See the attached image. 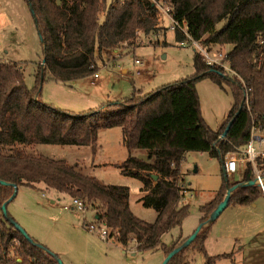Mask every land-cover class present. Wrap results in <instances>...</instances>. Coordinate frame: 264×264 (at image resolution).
<instances>
[{"label": "trees", "instance_id": "obj_1", "mask_svg": "<svg viewBox=\"0 0 264 264\" xmlns=\"http://www.w3.org/2000/svg\"><path fill=\"white\" fill-rule=\"evenodd\" d=\"M44 49V68L35 87L26 82L21 66L0 59V180L18 187L40 188L58 197L77 198L96 211V222L109 238L124 249L135 244L139 252L161 248L167 256L188 238L172 247L163 238L183 224L190 213L184 204L187 187L182 167L188 152L208 153L222 164L231 156L243 158L254 125L264 127V0H28ZM188 35L175 29L179 43L188 37L211 52L231 47L221 65H208L196 53L195 73L149 93L134 92L118 102L75 114L42 100L41 87L48 80L69 83L97 74L98 61L120 49L133 48L141 36L158 34L157 3ZM209 79L220 88L230 87L233 106L226 121L213 129L201 112L197 85ZM239 112L238 115H236ZM233 124L225 141L220 137ZM121 128L128 157L119 166L125 176L140 179L146 193L141 202L157 212L153 222L136 217L130 208V189L106 185L86 174L79 163L28 154L30 145L90 147L103 129ZM144 154L145 158L135 155ZM264 170V156L256 160ZM157 177V179H155ZM254 181L253 166L246 164L241 183ZM239 183H231L229 187ZM227 183L214 200L203 205L201 222L224 199ZM12 186L0 184V210L13 194ZM263 193L258 185L237 189L229 206L254 204ZM215 223V222H214ZM208 225L169 264H187V253L196 248L206 255L205 264L233 254L210 256L206 241ZM37 242V241H36ZM45 248V247H44ZM46 249V248H45ZM21 260V261H19ZM0 264H59L57 259L16 229L0 215Z\"/></svg>", "mask_w": 264, "mask_h": 264}, {"label": "rangeland", "instance_id": "obj_2", "mask_svg": "<svg viewBox=\"0 0 264 264\" xmlns=\"http://www.w3.org/2000/svg\"><path fill=\"white\" fill-rule=\"evenodd\" d=\"M157 6L160 9L158 24L164 30L141 36L133 48L112 52L108 58L103 56L98 61L100 79L95 83L93 75L71 85L49 81L47 75L40 89L42 100L56 108L80 114L96 110L106 102L122 100L134 90L149 93L192 76L195 73L194 57L200 53L199 48L194 45L180 47L171 28L172 20L163 11L168 6L160 2ZM0 47V59L21 66L28 86L35 87L37 75L41 67L44 68V49L28 0H0ZM230 48L215 47L211 52L205 51L221 60L219 52L226 55ZM136 59L142 64L137 65ZM197 90L204 120L211 128H218L226 121L233 106L230 87L220 88L204 79L198 83ZM23 148L28 154L79 163L86 174L103 184L128 187L132 213L147 222L156 220L157 212L144 207L141 202L146 194L143 183L138 178L123 175L119 167V162L128 157L121 128L98 131L97 142L90 147L30 145ZM135 155L145 158L140 152ZM245 168L246 164L241 165L238 176L230 179L231 183L242 179ZM182 180L183 186L187 187L184 204L190 206V213L181 226L164 236L163 243L169 247L192 236L200 226L203 216L200 208L214 200L224 183L221 159L208 153L188 152L182 167ZM71 201L70 197L43 191V185L37 189L20 186L7 209L31 238L38 240L63 264H161L164 261L165 253L161 248L141 253L135 244L126 250L110 238L108 241L103 239L100 233L105 227L96 222V211L91 208L84 212L66 210L65 206ZM90 225H95L97 230L90 231ZM212 229L213 234L206 241L207 253L210 256L233 254L216 264H264L263 193L254 204L227 207ZM187 262L205 264L206 255L191 248Z\"/></svg>", "mask_w": 264, "mask_h": 264}, {"label": "built area", "instance_id": "obj_3", "mask_svg": "<svg viewBox=\"0 0 264 264\" xmlns=\"http://www.w3.org/2000/svg\"><path fill=\"white\" fill-rule=\"evenodd\" d=\"M123 1H126V0H123ZM163 11H164V13H166L167 15L170 16V18L172 20L171 28L173 30L180 29L181 31H183L185 33V35L189 36L188 32H187V27L186 26L181 27L180 23L178 21H176L175 19H173V17L171 16L169 9H166ZM179 44H180V47H186V46H190V45L197 46L199 48L200 54H202L205 57V60L207 61L208 65H210V66L221 65L227 71H231L228 64L222 63V61L225 57V55L223 53L219 52V54H218L221 57V60H219V58H213L210 56V54L208 52L205 51V49L203 47L198 45L197 42L193 41L189 37H188V40L183 41ZM0 51H1V47H0ZM135 63L137 65L142 64L141 61L137 60V59L135 60ZM138 74H140V72H138ZM98 76H99L98 74H95V78H97ZM220 140L225 141V139H223L221 137H220ZM263 156H264V127H261L260 125H254L252 128L250 141L248 142L246 148L243 150V158L238 159L237 156L229 157L223 164L224 171H225L227 177L232 179L235 177L236 173L238 172L239 160H242L246 164L251 163L253 166L254 181H255L256 185H258L261 188L262 192L264 193V170H261L256 166V160L259 157H263ZM65 209L66 210H77V211L84 212V211H86L87 207L82 200L74 198V199H72V201L69 205L65 206ZM89 229H90V231H96L97 230L95 225H90ZM100 235L103 239L108 241L109 233H108V230L106 228L101 230Z\"/></svg>", "mask_w": 264, "mask_h": 264}, {"label": "water", "instance_id": "obj_4", "mask_svg": "<svg viewBox=\"0 0 264 264\" xmlns=\"http://www.w3.org/2000/svg\"><path fill=\"white\" fill-rule=\"evenodd\" d=\"M31 7V10H32V13H33V16H34V9L33 7L30 5ZM35 17V16H34ZM36 21V19H35ZM45 63V59L43 60V64ZM239 112L236 114L238 115ZM233 124V121H231L228 126H227V129L226 131L223 133V135L221 136V138L225 139L228 135V132L231 128ZM223 171H224V168H223ZM155 179H157V177H155ZM224 180L225 182L227 183V191H226V194H225V197L224 199L221 201V203L216 207V209L211 213L210 217L208 218L207 221L203 222L200 224V226L197 228V230L193 233L192 236H190L182 245H180L179 247H177L176 249H174L173 251H171L164 259V261L162 262V264H169V262L171 261V259L176 256L177 254H179L181 251L185 250L186 248H188L194 241L195 239L197 238V236L200 234V232L202 231V229L205 227V226H208L212 223H214L215 221H217L219 219V217L222 215V213L227 209L229 203H230V200H231V197H232V194L239 188H243V187H247V186H254L256 185L255 181H251V182H247V183H239L233 187H229L228 185V177L224 171ZM0 184L3 185V186H12L13 189H14V192L12 194V196L6 201L3 203L2 205V211H3V215L5 216V218L12 224L16 227L17 230H19L24 236L26 239H28L29 241H31L35 246L39 247V248H42L44 249L45 251H47V249H45L41 244H39L38 242H36L33 238L30 237V235L25 231V229L20 225L18 224L9 214H8V205L10 202H12L16 196H17V193H18V186L15 185V184H10V183H7L5 181H2L0 180ZM49 254H51L52 256H54L58 263L59 264H63L62 260L59 259L56 255L52 254L51 252L47 251ZM21 261V260H19Z\"/></svg>", "mask_w": 264, "mask_h": 264}, {"label": "crops", "instance_id": "obj_5", "mask_svg": "<svg viewBox=\"0 0 264 264\" xmlns=\"http://www.w3.org/2000/svg\"><path fill=\"white\" fill-rule=\"evenodd\" d=\"M114 53H116V52H114ZM97 74H98V72H97ZM99 75V74H98ZM96 79H100V76H98L97 78H95V74L93 75V82L95 83V81H96ZM78 80H76V81H72V82H69V83H63V82H59V83H61V84H64V85H67V84H75L76 82H77ZM118 101H120V100H117L116 102H118ZM106 103H108V102H106ZM220 127V126H219ZM103 130H106V129H103ZM123 162H119V164H122ZM118 164V165H119ZM245 165L246 163H244L242 160H239V163H238V172L236 173V175H235V177L234 178H232V179H235L237 176H238V174H239V169H240V167H241V165ZM120 166V165H119ZM245 175V174H244ZM243 178H244V176L242 177V179L240 180V181H237V182H234V183H241L242 182V180H243ZM264 194V193H263ZM11 203V202H10ZM9 203V204H10ZM51 203L53 204L54 203V201H51ZM14 220H15V218L13 217V216H11ZM95 220H97V215L95 214ZM212 234H213V229H212V231H211V233H210V235H209V238L212 236ZM209 238H208V240H209ZM35 240V239H34ZM35 241H37L38 242V240H35ZM168 246V245H167ZM142 253V252H141ZM165 253V252H164ZM166 256V255H165ZM165 256H164V258H165ZM216 256V255H215ZM162 264V263H161Z\"/></svg>", "mask_w": 264, "mask_h": 264}]
</instances>
